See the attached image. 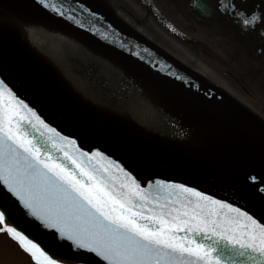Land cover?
I'll list each match as a JSON object with an SVG mask.
<instances>
[{"label":"snow or ice","instance_id":"1","mask_svg":"<svg viewBox=\"0 0 264 264\" xmlns=\"http://www.w3.org/2000/svg\"><path fill=\"white\" fill-rule=\"evenodd\" d=\"M38 4L73 19L63 4ZM221 8L244 30L264 21L255 5L250 12L234 4ZM20 215L36 222L47 247L18 226ZM0 233L16 241L33 264H94L90 254L106 264L264 261V223L249 210L187 183L138 177L99 147H82L2 74ZM50 249L71 255L55 256Z\"/></svg>","mask_w":264,"mask_h":264},{"label":"bare ground","instance_id":"2","mask_svg":"<svg viewBox=\"0 0 264 264\" xmlns=\"http://www.w3.org/2000/svg\"><path fill=\"white\" fill-rule=\"evenodd\" d=\"M12 33L17 36V39L11 36ZM151 43L156 46L154 41L151 40ZM16 46L22 49L23 57L32 64L33 68L35 66L34 69L39 71L41 76L43 75L56 85L63 95L73 96L74 102L82 112L96 115L95 120L107 127L100 128L105 134L107 132L111 135L110 132H112L119 136V133L125 131L140 132L143 134L137 133L136 136L144 135V144L154 149L156 145L160 147L157 151L140 153L142 154L140 159H146L136 162L149 164L150 161L146 162V160H165L170 154L182 153L180 157L182 161L191 159L190 163L201 167L206 176H214L217 180L230 184L235 181L243 183L240 175L236 173L237 169L224 170L218 165L222 164L223 160L228 163L224 154H219L217 159H215L216 156L214 157L213 161L218 162L216 167H210L201 158L192 157L191 153L196 155L198 152L188 149L184 141L197 140L198 129L195 128V131L191 132L185 123L172 113L169 107H166L167 99L176 103L180 100L181 103H187L186 105L194 108H200L199 104L194 102L196 106L189 102L184 98L185 95L176 93V90L153 79L154 77L148 72L101 49L89 39L63 27L22 0H0V52L13 56ZM33 68L28 69L34 71ZM11 69L17 73L20 72L24 77L28 76L14 67ZM22 69H26L23 64ZM54 71H57L56 74L53 73ZM41 82L46 83L44 80ZM223 90L226 92L225 89ZM158 93L161 94L160 100ZM211 123L214 124L215 129L209 128L205 131L216 135L213 143L228 146L240 142L241 134L229 125ZM112 124L115 127L119 125L125 131L119 129L118 133ZM258 124L264 128L262 122ZM239 131L245 137L248 136L242 129ZM241 136L242 140L246 141L245 137ZM122 138L124 144L133 147L134 150H137L135 147L142 145L138 141H129L128 137ZM262 139L264 140V137ZM252 148V159L244 156L245 159L243 157L235 161L237 156H234L230 167L250 164L258 172H264V151H260V147L255 143L252 144ZM211 153L210 151L209 155ZM183 154L187 156L184 158Z\"/></svg>","mask_w":264,"mask_h":264},{"label":"water","instance_id":"3","mask_svg":"<svg viewBox=\"0 0 264 264\" xmlns=\"http://www.w3.org/2000/svg\"><path fill=\"white\" fill-rule=\"evenodd\" d=\"M22 1L32 6L34 10L54 19L63 27L89 39L101 49L148 72L160 82L174 88L190 100L200 103L204 107L221 111L220 117L227 119L236 127L248 131L247 129H251L250 124L254 126L248 115L230 97L221 93L208 81L185 69L168 54L154 46L140 34L132 32L120 24L95 4L87 0H49L50 3L63 4L66 9L72 10L73 19L68 20L66 16H61L40 6L38 0ZM76 19L82 20V24L77 25L75 23ZM93 27L96 28V31L92 30ZM104 32L108 33L107 38L103 36ZM0 74L5 76L18 94L35 106L53 126L58 127L65 134L78 137V142L82 147L86 149L99 147L109 155L119 159L138 177L149 179L158 177L196 186L202 191L215 195L217 198L227 199L229 202L242 206L264 223V191H262L264 183L259 178L253 180L252 178L256 175L247 174L248 182L254 189V191H248L246 188L235 189L216 183L205 177L190 174L179 167L159 161H150L156 164L148 162L149 160H146L149 164L138 163L137 160L143 159H135L125 155L109 139L84 126L86 124L76 118L66 104L56 100L46 89L16 74L1 59ZM15 222L21 229L47 247L43 232L35 227V221H30L20 215ZM50 251L55 256L71 255L67 249H50ZM90 255L94 257V264H106L102 258L95 257V254ZM260 264H264V261H261Z\"/></svg>","mask_w":264,"mask_h":264},{"label":"flooded vegetation","instance_id":"4","mask_svg":"<svg viewBox=\"0 0 264 264\" xmlns=\"http://www.w3.org/2000/svg\"><path fill=\"white\" fill-rule=\"evenodd\" d=\"M100 2L194 72L226 90L230 88L215 79L227 80L237 91L258 96L264 105V21L244 30L233 15L221 8L222 3L226 7L234 4L238 11L250 12L255 5L264 11V0ZM261 110L256 113L264 124ZM260 131L264 137V130ZM243 148L249 149L245 143Z\"/></svg>","mask_w":264,"mask_h":264},{"label":"rangeland","instance_id":"5","mask_svg":"<svg viewBox=\"0 0 264 264\" xmlns=\"http://www.w3.org/2000/svg\"><path fill=\"white\" fill-rule=\"evenodd\" d=\"M8 29H10V28H8ZM11 36H13L14 38L17 37L13 33ZM15 49L22 50L18 46H16ZM17 53L22 54L21 51H18ZM24 62L27 65H30L29 66L30 68L33 67L32 64H30L29 62H27L25 60H24ZM34 68H35V66H34ZM56 72L57 71H54L53 73L56 74ZM53 73H51V74L54 75ZM215 80L217 82H219L220 84L224 85L225 87L230 88V89H228L229 92L234 94L235 97L242 100L244 103L250 105L256 111L257 110L262 111L261 108L264 110V105L262 104V101L258 96L256 97L251 93H241V92L237 91V88L234 85L232 86L227 80H222V81H219L218 79H215ZM157 96H158V99L160 100V94L159 93L157 94ZM167 100L168 101H166V107H169V110L172 113H174L177 117H179L185 123V125L188 127V129H190L191 132L192 131L194 132L195 128H197L199 131L197 134L198 140L193 139L194 142L190 141V140L184 141V142H186V143H184V145H186L188 147V149H190V150L192 149L193 151L198 152V153H196V155H193L190 152L192 156H194L195 158H198V159L201 158V159L205 160L206 162H211L216 167L217 166L216 164L218 162L216 161L217 163H215V161H213L214 157L216 156L215 159H217L219 154H224L225 155L224 157H227L226 160L228 161V163H225V160H223L222 164H218L220 166V168H222L224 170L238 169L237 166L235 168L230 167V165L233 164V157L234 156H237L235 161L241 160V158H243L244 156H246L249 159H252L251 154L253 152V149H248V150H246L247 148L242 149L241 142H239L238 144L233 143V144L228 145V146L221 145L220 143H216V144L213 143L212 141H214L216 135H213L210 131H205V130H208L209 128L211 130L215 129V126H213L214 124L213 125L209 124L208 121L210 119L200 109L190 107L189 105H186L187 103L186 104L183 102L181 103L180 100H179L180 102L178 101V103H176L175 101H173L171 99H167ZM187 106H189L190 108ZM159 107H161V105ZM193 110H196L198 112H195ZM113 116H114V113H113ZM109 118H112V116H109ZM115 118H117V117H115ZM112 125L114 126V124H112ZM114 128L118 133H119V129H122L123 131H125L119 125H117L116 127L114 126ZM137 133L143 134L140 132L125 131L121 134L119 133V135H122V134L126 135V136L129 135L128 140H131L132 138L135 140H138L141 137H144V135L136 136ZM199 144H201V146H199ZM238 147H240V148H238ZM210 151L212 153L209 155ZM244 159H245V157H244ZM260 161H262V160H260ZM0 264H33V261L31 260L30 256L23 249H21L19 247V245L16 243V241L11 239L6 233H0Z\"/></svg>","mask_w":264,"mask_h":264}]
</instances>
